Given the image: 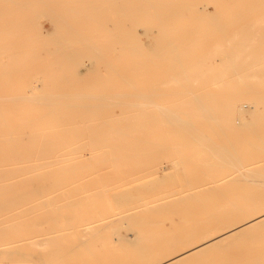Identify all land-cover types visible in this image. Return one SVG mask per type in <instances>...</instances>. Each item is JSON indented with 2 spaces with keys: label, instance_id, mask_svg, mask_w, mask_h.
Masks as SVG:
<instances>
[{
  "label": "bare ground",
  "instance_id": "1",
  "mask_svg": "<svg viewBox=\"0 0 264 264\" xmlns=\"http://www.w3.org/2000/svg\"><path fill=\"white\" fill-rule=\"evenodd\" d=\"M214 1L234 3L238 0ZM197 2L198 0H0V36L9 37L0 42L8 41L7 43L14 45L13 53L0 52V75L32 73L28 72L25 63L23 66L16 63L21 59L28 60L29 55L25 54L27 44L38 34L52 38L60 36L65 42L74 43L71 48L66 47L61 51L69 67L65 71L82 74L90 70L94 74L93 83L105 90L103 94L95 91L80 96L70 95L72 99L65 101L60 94L66 95L71 91L72 88L68 85L72 86V81L52 80L55 84H65L62 87L27 83L19 88L21 95L7 97L4 104H0V180L12 177L16 186H21L14 190V197H36L50 190L52 192V189H47L48 186L84 182V173L99 172L107 166L113 169L121 166L136 169V174L131 175L129 180L142 181L140 188L153 190L157 184L153 180L147 184L148 170L156 165L159 154L169 150L164 142L159 141V137L168 138L166 134L179 136L180 148L176 154L181 164L196 162L210 174L220 172L228 166L250 167H244L245 170L240 171L237 177L243 179L242 182L247 181L246 194L239 190L244 187L245 182L240 180L241 183H238L237 179L236 183L227 182L228 186L223 187V190L221 187H214L202 191V196L199 192H193L168 200L171 209L180 208L184 211L183 222L176 223L171 228L168 226L169 230L164 229L160 220H150L147 215L136 217V214H142V210L134 214L130 208L128 213H112L110 216L100 214L98 219L95 218L96 224L78 225L80 237H83L78 242L80 246L84 245L87 234H97L96 230L103 229L107 232L106 229L146 227L165 230L163 241L175 246L181 241L188 242L197 229L212 227L210 221L219 215L240 217L248 213V216L229 226L223 233L207 237L199 244L165 260L151 263L183 264L194 257L199 259L207 251L222 248L243 235L264 229V209L260 210L261 207L264 208V49L251 48L254 41L264 33V26L257 27L264 21V14L226 17V20L234 19V27L237 29L229 32L225 41L217 40L211 38L217 33H206L198 28L205 20L219 27L223 16L199 9L201 4ZM240 4L246 7L243 10L264 12V0H240ZM151 10L156 12L153 17L150 16ZM39 12L49 20L48 29H44L38 22ZM115 15L120 16V19L117 20ZM109 19L112 21L111 27L106 22ZM177 23L187 25L188 28L179 27L176 32L167 30L171 24ZM229 33L224 35L228 36ZM142 37L144 40H141ZM114 52L119 54V59L113 56ZM4 55L10 61L7 65L1 60ZM211 58L221 60V64H208L207 60ZM32 59L38 60L44 68L40 73L53 74L56 71L52 65L42 62L41 56L33 53L30 57L31 61ZM215 68V73L209 74ZM102 71L105 75L103 78ZM80 79L88 81L86 75ZM203 83L217 87L214 90L207 86L201 87ZM178 86L183 88L177 90ZM29 114H33L32 117H27ZM99 115H104L105 119L97 124L95 117ZM19 116L24 117L18 120ZM76 119H86L83 130L75 126ZM18 121H31L37 125L50 122L65 126L49 129L51 132L55 131L54 134L34 133L24 139L19 134L20 128L16 126ZM3 124L7 125L2 127ZM87 151L89 157H85L84 153ZM42 169L44 173L41 172ZM163 170H167L166 167ZM195 174L192 182L199 175ZM118 178L111 175L98 177L102 190L88 196L81 195L83 190L78 188L81 195L78 202L85 201L91 209L89 203L94 198H107L110 190H116L114 185ZM229 190L234 194L226 196L225 193L230 192ZM73 196L75 200L76 194ZM112 198L128 202L131 197L129 193L119 192L114 193ZM44 201L38 206L48 205L47 196ZM87 205L83 206L87 208ZM151 207L153 206L146 207L145 213L154 211ZM58 211L60 210H56ZM13 213L11 215L15 214ZM32 213L34 212L28 214L33 215ZM26 215L25 213V217ZM35 218L31 220L32 223ZM53 220L44 219L38 226L45 223L50 225ZM52 227L53 225L48 228ZM8 238L5 239H11ZM18 238L22 239L21 236ZM54 238L40 237L34 242L31 240L33 245L30 246H40L42 249L45 247L43 251L36 250L42 251L39 264H71L70 260L77 259V247L74 250L70 248L59 251L57 247L52 248L50 245L53 240H57ZM6 240L0 238V241ZM8 242H0V253L10 252L11 248L6 247L10 244ZM80 246L77 251L82 252ZM51 253L56 255V260L51 258ZM207 255L211 256L210 253ZM194 261L197 263L198 260L193 259L192 262ZM240 262L264 264V252H249L241 257Z\"/></svg>",
  "mask_w": 264,
  "mask_h": 264
},
{
  "label": "rangeland",
  "instance_id": "2",
  "mask_svg": "<svg viewBox=\"0 0 264 264\" xmlns=\"http://www.w3.org/2000/svg\"><path fill=\"white\" fill-rule=\"evenodd\" d=\"M201 1L202 0H198L197 2V4H201L199 6V9H202L205 11H212L214 12V14H217L220 17L223 16V19L221 20L222 22L220 23L218 22L219 24H221L219 27L217 25L213 26L214 23H211L205 20L201 23L202 26L198 28L202 30L203 32L206 31V33L207 32L217 33L213 35V37H211L217 40L225 41V39H227L230 35L229 32H231L234 29H237L236 27H234L235 25V22L233 19L234 17L244 16V15L264 14V12H259V11L243 10L246 7L245 5L240 4V0L234 3H230V2L226 3L225 1L218 2L214 0H203V3H202ZM155 15H156L155 10H151L150 16L153 17ZM109 16H111V14H109ZM229 16L233 17L232 21L226 20V17H229ZM37 18H38V22L43 26V28L48 29V25H50V23H49V20H47V17L43 13L39 12L37 13ZM115 18L119 20L120 16L115 15ZM44 19L45 21H43ZM212 20L214 21L215 19H212ZM245 21H252V20H245ZM106 22L107 24H109V27H111L112 21L109 19ZM259 26L260 27L264 26V21H262L261 24L257 25V27ZM179 27L188 28L187 25L184 26V24L182 23H177V24H171L170 27L167 28V30L176 32ZM225 33H229L228 36L227 34L224 35ZM8 39H9L8 36H0V41L8 40ZM141 40H144L143 37ZM7 42H0V52L7 53V54L13 53L14 45L9 44ZM73 45H74L73 42L71 41L65 42L63 38L60 36H54L53 38L46 37L44 34L42 35L38 34L34 36V38L26 46L27 48H26L25 54L28 53L29 55L28 60L21 59L16 62L22 66L25 63L27 68L29 69L28 72H32V73L19 74L18 76L0 75V86L2 87L0 89V104H4L5 99L7 97L21 95L22 91H20L19 88L26 86L27 83H35L37 85L52 86V87H57V85L62 87V85H65V84H55L52 82V80H57V79H67L68 81L73 82L72 86L68 85L72 88L70 92L66 93V95H62V93L60 94L63 97V100L65 101H70V99H72L70 98V95L80 96L83 93L84 94L93 93L95 91H98L101 94L105 93L104 92L105 90L102 88V86H99L93 83V81L95 80H92V78L94 77V74L92 73V71L87 70L86 72L82 74H78V73L76 74V73L65 71L69 67H67L68 63H65L61 51L65 49L66 47L71 48ZM251 48L252 49H261V48L264 49V33H262V37L257 38V40L254 41V44L252 45ZM33 53L34 55L37 54L38 56H41V58L44 60V61L42 60V62L46 63L47 65H52L54 67L53 69H55L56 71L53 74L40 73L41 69L43 70L44 68L38 63L39 62L38 60H35V61L33 59L32 61L30 60V57L32 56ZM113 56L116 59L117 58L119 59V54L117 52H114ZM127 59L131 60L130 57L128 56H127ZM1 60L3 64L5 65H7V63L10 62L5 55L1 58ZM217 61H219V59L214 60L213 58H211L207 60L208 64L210 65L221 64V60L219 61L218 64H217ZM216 69L217 68L213 69L211 73L209 74H214ZM84 75H86V78L88 79V81H84L83 79H80V77ZM104 76H105L104 71H102L101 78H103ZM203 84H206V83H203ZM203 84H201V87L207 86L209 88H212L213 90L217 87V85L209 86L210 84H206V85H203ZM114 87L116 88L115 85ZM182 88L183 86L182 87L178 86L177 90H181ZM32 115L33 114H29L27 117H30V116L32 117ZM23 117L24 116H21V117L19 116L17 117V119L22 120ZM103 119H105L104 115H99L95 117V121H97V124L99 121ZM18 122L19 123H17L16 126L20 128L19 134L22 135L24 139L28 138L29 136H32V134L34 133H38V134H52L53 133L54 134L56 132L55 131L51 132L49 131V129L51 128L59 129L65 126V125H61L58 123L52 124L50 122L44 123V124L41 123L38 125L31 121H28V122L18 121ZM86 123H87L86 119H76L75 120V126H77L78 128H82V130L84 129ZM6 125L7 124H3L2 127H5ZM30 128H32V131L30 130ZM166 137L168 138H164L163 136L162 138L159 137L160 139L159 141L164 142L169 147V150H166L164 153L159 154L156 165L151 166V169L148 170L149 177L147 178V184H150L153 181H156V184H157V187L153 190L146 191L144 188H140L142 181H137V182L130 181L129 178L131 175L136 174V169L127 168L125 166H121V168H118V169H113L112 167L107 166V167L101 168L99 172H90V173L88 172L89 174L86 172L83 174L84 180H85L84 182L78 181V182H71V183H66V184H61V185L48 186L47 189H52V192L50 190V191L40 194L39 196L28 197V198L14 197L15 195L14 190L20 189L21 186L20 185L19 187L16 186V182L14 181V179H12V177H10L9 179L0 180V185L2 186L1 188H3L2 190H4V191L0 190V192L2 191V194L0 195V227H1L0 228V238L3 240H6L8 237L11 238V239L8 238L11 241L6 240L7 242L9 241L8 243H10L6 247L11 248V250L8 253L7 252L0 253L1 254L0 264H39L40 263L39 257L45 247L42 249V247L40 246L34 245L32 247L30 245H33V242L40 237H53V238L55 237L54 239H57L58 241L55 240L54 242L53 240V242L50 243V245L52 246V248L57 247V250L59 251L60 250L64 251L65 249H70V248L71 249L73 248L74 250L75 247L78 248L80 246L78 245V242L79 240L81 242V239L83 238L82 236H81L82 238L80 237L79 226L84 223L96 224L94 222H97L98 215L100 214L110 216V214L112 215V213H124L125 211H127L125 213H128L130 212L129 210L130 208H132V211L135 214L138 211L142 210V214L138 213L136 214V217L147 215L149 216L150 220H155V221L160 220L162 221L164 229L169 230L172 227V225H175L176 223L180 224L183 222L184 211L180 208L171 209L167 203L168 200L178 199V196H184V195H187L188 193L191 194L193 192H199L202 196L203 195L202 191H205L207 189H213L214 187H221V190H223V187L228 186L226 184L227 182L228 184L230 182L236 183L235 181L237 179H238V183L240 182V180L242 182L243 179L237 178L239 175V172L240 171L243 172L245 168L246 169L250 168L247 166L239 167V165H235L233 166V168L228 166L227 168L222 169V171L220 172L214 171L210 174L207 170H205L204 166H202L201 164H196V162L194 163L192 162L190 164H181L179 163V156L176 154L179 152V148H180L179 136L174 135V134H168V135L166 134ZM88 153L89 151L84 153L85 157H89ZM11 164L13 165V163ZM163 167H166L167 170H163ZM46 169H45V172H46ZM43 170L44 169L40 171L44 173ZM195 173L197 174L199 173V175L195 179V181L192 182L193 177L196 176ZM107 175L119 177L118 178L119 180L114 185L116 186L115 187L116 190L115 189L112 191L110 190L108 192L107 198L105 197L104 198L103 197L94 198L92 200V203H89L91 204V209H89L85 201L78 202L79 196L81 195L88 196L90 193H95V192L102 190L103 187L101 183L98 181V177L107 176ZM244 182H242L244 183L243 185L244 187L240 188L239 190L246 194L247 189H248V183L247 181H244ZM5 184H8V186ZM73 185L74 187L76 185V189H74ZM69 186H72L73 188ZM65 187L72 188V190H69V188L66 189ZM78 188L80 191L82 189L84 191V194H83V191L80 193ZM229 191L230 192L227 191V193H225L226 196H230L234 194L233 191L231 190ZM78 192L81 195H79ZM119 192L120 193L126 192L130 194L131 198L128 200V202H125V201L119 202L118 199L112 198V195L114 193H119ZM74 194H76L75 200L73 196ZM41 195L42 197H40ZM49 195L50 197H48ZM5 196L7 198H5ZM46 196L48 199V201H46V204L48 205L38 206L45 202L44 200L46 199ZM57 196L59 197L57 198ZM42 200L44 202H41ZM53 201H56V202L54 203ZM52 204L55 205L54 208ZM85 204L87 205V208H85L86 206L85 207L83 206ZM70 205H73V207L72 206L70 207ZM64 206H68V207H64ZM150 206H153L151 208H154L153 209L154 211L148 210L149 212L145 213V210H147L146 207H150ZM48 207L51 209H49ZM65 208L68 209V211ZM261 209H264V208L261 207L260 210ZM56 210H60V211L56 212ZM61 210H66V212L61 211ZM1 211H2V214H1ZM15 211L16 212L20 211V212L18 214ZM27 212L28 213L34 212V213H32L33 215H31V214H28ZM48 212H50L49 214H51V216L48 214ZM12 213L14 215H11ZM25 213L27 214L26 217H25ZM10 215L12 217H10ZM19 215L21 216V218ZM39 215H41V218ZM246 216H248V213L247 214L244 213L240 217H230L229 215H219L210 221V224L212 225V227L206 228V229H197L196 232L193 233L192 238L188 240V242L181 241L179 242V244L175 246L168 245L166 242L163 241L165 239V234L163 231L165 230H157L155 227L153 228L146 227L144 229L143 228L141 229L120 228L117 230L109 229L110 231L106 229L107 232H104L102 229L103 233H101L102 232L101 230H96L97 234H94V235L91 233L90 235L87 234L88 238L84 236V238H87L86 240L84 239L85 241L90 240L89 237H91L90 242L84 241L83 243L84 245L81 244L82 246H80V248L82 247L83 249L82 252L77 251L78 249L76 248L75 252H78V253H75V256L77 255L79 256L77 257V259H75L76 258L75 257L74 258L75 260L73 259L70 260V263L71 264H124V263L125 264H151L152 262H155V261L165 260L166 258H168L169 256L177 252L187 250L188 248L199 244L207 237L216 236L217 234L223 233L224 231L228 230L229 226H232L233 224L239 222L240 220L244 219ZM33 217L34 218L37 217L35 218V221L37 224L34 221L35 225L34 223H32L33 221H31V220H34ZM48 218L54 219L52 224L49 225L47 223L45 224L42 223L45 226L42 224H41L42 225L41 227L38 226V223ZM66 218L70 220H65ZM95 218L97 219L95 220ZM64 221H65V224H64ZM32 224H33V227H31ZM51 225H53V227L52 229H49L48 227H51ZM3 226L6 230L3 229ZM71 226H72V229H70ZM71 230H73V232ZM12 233H14V235ZM9 234H12V235H9ZM15 234L17 235V237ZM2 236L4 237L6 236L5 237L6 239ZM20 236L22 237V239L18 238ZM33 237H35L36 239ZM24 238L25 239L27 238L26 239L27 241ZM176 238L180 239L181 237H176ZM6 241H0V242L4 244V243H7ZM28 241H30L31 243ZM17 242L19 243L17 244ZM20 245H22V247ZM0 247H1V244H0ZM23 247L24 248L27 247L26 248L27 251L26 249L23 250L24 249ZM35 247L37 248L39 247V248L35 249ZM246 247L249 250H246L247 249ZM19 249L21 251L22 250L25 251L26 253L25 252L23 253V251L21 253ZM31 249H35V250L32 251ZM39 249H42V251L38 252ZM249 252H254V253L264 252V229H261L257 232H252L250 234L243 235V237L236 239L235 241H231L230 243H227L222 248H219L216 250L214 249V250H211L210 252L207 251L206 253L201 254L199 256V259L197 257L196 258L194 257L193 258L194 260L196 261L198 260L197 263L195 261L193 263L192 262L193 259H191L190 262L189 261L188 262L189 264H241L242 263L240 262L241 257L245 256ZM90 253L92 255H90ZM208 253H210L211 256L207 255ZM51 254H52L51 258H54L53 260H56L55 259L56 255L54 253H51ZM6 256H8L7 259H6ZM95 256H98L99 258L97 259V257ZM188 262H185V263H188Z\"/></svg>",
  "mask_w": 264,
  "mask_h": 264
}]
</instances>
